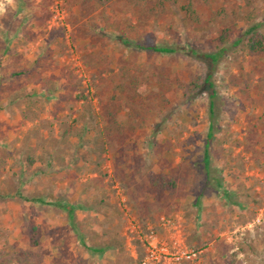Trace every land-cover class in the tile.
<instances>
[{
	"label": "rangeland",
	"instance_id": "374dc122",
	"mask_svg": "<svg viewBox=\"0 0 264 264\" xmlns=\"http://www.w3.org/2000/svg\"><path fill=\"white\" fill-rule=\"evenodd\" d=\"M188 2L193 23L180 10ZM257 23L264 0H4L0 264H141L150 234L170 252L195 253L164 264H229L233 253L243 260L245 233L248 264H264V55L228 44L212 71L208 174L209 91L189 100L178 87L208 74L204 55L222 29H234L233 42ZM159 71L172 85L164 106ZM111 101L120 136L104 129ZM149 174L174 180L175 191H156ZM33 200L81 208L70 225Z\"/></svg>",
	"mask_w": 264,
	"mask_h": 264
},
{
	"label": "trees",
	"instance_id": "16d2710c",
	"mask_svg": "<svg viewBox=\"0 0 264 264\" xmlns=\"http://www.w3.org/2000/svg\"><path fill=\"white\" fill-rule=\"evenodd\" d=\"M98 5L104 6L107 3H109L112 0H94ZM180 10L184 12L185 14V21L187 22H194L198 21V17L195 13V11L192 8L191 2H188L180 7ZM234 29L231 27H227L222 29L219 34L215 38V42L217 43L216 48L217 50L214 53L205 54L204 58L206 59L208 63V74H206L204 77L201 76H192L190 77L189 81L186 83L178 84V87L182 90V95L184 98L192 100L194 99L199 93L203 92V88H206L207 91H209V105H208V112H209V119L210 123L208 126V133L206 135V139L204 142V149H203V168L205 169V172L208 174L209 172V159H208V147H209V141L213 138L214 133V123L211 122L212 120V109H213V99L215 98V91H214V84L211 81L212 71L216 64L218 63L219 59L226 53V46L228 44H231V46H235L240 44V49L245 54L249 56H262L264 55V28L262 27L261 23L254 24L250 27H248L241 40H234L233 35H235ZM123 44L128 45L130 44L128 41H123ZM137 50L142 51H150L154 54H157L159 56L164 55H170L175 53V49L168 47V46H159V45H151V46H142L139 44L134 45ZM14 77L19 76L17 73L12 74ZM134 79V78H132ZM135 80V79H134ZM134 86V85H133ZM156 86L157 90L160 91V101L161 105H167L168 100L166 98V94L170 93L172 89V85L170 83L169 78L166 76V74L163 71H159L156 76ZM134 97V95L131 94V96L124 99V102L126 105L131 103V99ZM113 98V97H112ZM115 104L114 102H109L103 107V116L102 119L105 123L104 129L105 131L111 135L113 133H116L117 136L121 135L120 127H112V123L115 122L114 118L116 116V111L114 110ZM130 126V124H128ZM111 127L113 128L111 132ZM132 127H129V130ZM148 184L154 188L156 191H167L169 193H173L176 188V184L174 180L168 179L166 176H154L149 174L147 176ZM208 182H205V185H207ZM217 189L220 188V184H217ZM222 198L225 200H228V196H226V192H223L221 194ZM39 204L43 205H53L57 207L59 210H62L66 213V217L71 224H74L73 221L75 219L74 211L75 209H80V206H70L67 204L62 203H48L42 200H33ZM36 232L35 229L31 231L34 235ZM248 238V234H243V238L241 240H238L237 242V252L241 253L243 255V260L241 262H244V264H248L251 255L255 252V248L252 246V244H247L246 240ZM32 245L36 246V242L31 240ZM232 256L233 260L229 261V264H242L240 261H235V254H230ZM184 263H188L189 261H183Z\"/></svg>",
	"mask_w": 264,
	"mask_h": 264
},
{
	"label": "built area",
	"instance_id": "2783aa9c",
	"mask_svg": "<svg viewBox=\"0 0 264 264\" xmlns=\"http://www.w3.org/2000/svg\"><path fill=\"white\" fill-rule=\"evenodd\" d=\"M147 253L141 264H164L178 261H192L195 257L193 251H184L180 247L174 248V252H170L169 248L164 244H156L155 237L149 235L147 242Z\"/></svg>",
	"mask_w": 264,
	"mask_h": 264
},
{
	"label": "clouds",
	"instance_id": "9594fccd",
	"mask_svg": "<svg viewBox=\"0 0 264 264\" xmlns=\"http://www.w3.org/2000/svg\"><path fill=\"white\" fill-rule=\"evenodd\" d=\"M8 3H12V0H7ZM4 11V0H0V13Z\"/></svg>",
	"mask_w": 264,
	"mask_h": 264
}]
</instances>
